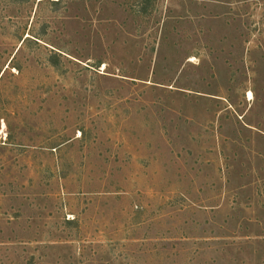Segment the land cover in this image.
<instances>
[{
	"label": "rangeland",
	"instance_id": "rangeland-1",
	"mask_svg": "<svg viewBox=\"0 0 264 264\" xmlns=\"http://www.w3.org/2000/svg\"><path fill=\"white\" fill-rule=\"evenodd\" d=\"M0 264H264V0H0Z\"/></svg>",
	"mask_w": 264,
	"mask_h": 264
},
{
	"label": "bare ground",
	"instance_id": "bare-ground-1",
	"mask_svg": "<svg viewBox=\"0 0 264 264\" xmlns=\"http://www.w3.org/2000/svg\"><path fill=\"white\" fill-rule=\"evenodd\" d=\"M248 95H251V93H249ZM252 96V95H251Z\"/></svg>",
	"mask_w": 264,
	"mask_h": 264
}]
</instances>
